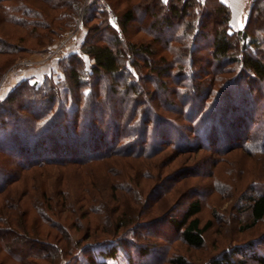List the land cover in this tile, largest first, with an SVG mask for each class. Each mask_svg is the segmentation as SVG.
I'll return each instance as SVG.
<instances>
[{"label":"trees","instance_id":"16d2710c","mask_svg":"<svg viewBox=\"0 0 264 264\" xmlns=\"http://www.w3.org/2000/svg\"><path fill=\"white\" fill-rule=\"evenodd\" d=\"M101 1L0 0V81L31 49L14 36L24 41L28 32L38 46L50 45L82 6L86 29L56 69L40 81L21 78L0 99V264H77L70 228L99 213L96 203L112 201L101 221L110 237L80 250L89 264H109L120 247L129 264H186L168 242L143 244L153 233L142 229L161 235L166 223L183 243L203 247L214 219L203 220L200 183H191L204 177L212 179L209 193L224 188L216 169L191 167L217 166L237 149L264 160V0L253 1L238 30L223 0H105L109 10ZM205 151V160L160 165ZM55 170L57 207L46 188L37 193ZM251 188L242 231L264 219L262 172ZM92 225L100 226L90 219L85 237ZM258 243L227 246L209 264H264Z\"/></svg>","mask_w":264,"mask_h":264},{"label":"rangeland","instance_id":"374dc122","mask_svg":"<svg viewBox=\"0 0 264 264\" xmlns=\"http://www.w3.org/2000/svg\"><path fill=\"white\" fill-rule=\"evenodd\" d=\"M86 1L90 0H83V5ZM105 1V0H104ZM105 3H107L105 1ZM118 5H123L118 4ZM83 7L81 8V11L77 14L75 20H73L70 24V27L66 30L62 31V33L54 40V42L50 45L45 46H38L36 44L37 39L34 38L31 34L27 32V36L23 40H20L19 37L14 36L12 40L14 42H18L19 45L27 44L31 47L29 50L30 52H22L18 55L23 54L22 57H19L15 59L5 70L4 76L2 80L0 81V99H2L6 93L16 84L17 80H20L21 78L25 77L26 72L32 68H42L43 64H51V68L47 71L56 69L57 65V59H52L50 57V51L57 46L58 40L60 41L62 38H64L66 32L74 27V25L79 22V20L82 21V13H83ZM99 9L104 8L103 3L101 1V5L98 6ZM86 32L85 28H79L78 34H79V43L82 41V38H84V34ZM106 36V33L104 34ZM18 55H15L18 56ZM14 57V55H13ZM2 59L6 58V56H1ZM22 59H28L33 60L34 62L31 64L26 65L25 67H20L17 71L9 72V69L12 65L16 64ZM85 62L89 65L90 59L88 56L84 55ZM25 74V75H24ZM33 77V76H32ZM30 77V78H32ZM9 87H11L9 89ZM9 89V90H8ZM7 91V92H5ZM207 156L209 154L208 152L204 153H198V155L192 154H182L180 157H177L174 159L173 157L165 158L161 162V166H163L164 162H169L168 167H163V169L170 170L171 168L177 167L179 165H183L185 162L184 158L186 156L194 157L195 159L199 158L205 160L204 156L200 157L201 155ZM159 158H162V156H158L153 158L154 160H159ZM183 158V160H182ZM226 162H221L217 166H212L211 164L209 166L202 165L201 161H198L196 165H193L191 167L195 171H199L200 169L206 170L207 173H211V170L216 169L215 176L218 179L217 184L220 185L221 189L219 192H223V190H232L235 187H241L240 189H235L233 192H229L226 195H222L219 192H208L206 191L205 186L207 187L208 181L212 179H207L204 177L197 178V181H193L191 184H194L196 186V183L199 182L200 186L194 187L195 189H198L202 194V218L203 220L212 216L213 226L206 232L205 238L206 243L201 248H194L190 247L187 244L183 243L180 239L177 238V235L170 230L169 226L166 225V223H162V226H164V231L166 233H163L161 235H156L154 233L153 228L149 229L148 227H144L142 229L144 233L152 232L153 234H149V237L145 239V241H142L143 244H146L148 242L155 241L157 244L168 242L170 246H167L170 253L173 257L177 255H182L187 259L186 264H209L210 259L214 255L220 254L225 247L231 246L233 244H246L250 242V240L254 239L259 241L257 244L261 248H263L264 251V243L260 241H264V219L261 220L256 226L242 231L240 228V222L243 218L244 214H241L240 207L245 203V199L243 197V194H249L252 191L251 184L256 179V174L259 172H262L264 174V160L259 161L253 156H248L247 153H245V150H234L227 156V159H225ZM193 160L190 159L187 163H191ZM186 163V164H187ZM184 163V165H186ZM217 164V163H216ZM78 173L77 170H73L72 174ZM53 178L48 180V187H40L39 190H37V193H40L44 188L48 190L49 193L52 192L53 183L57 179L58 172L57 170L53 173ZM75 177V175H73ZM1 181V177H0ZM202 184V185H201ZM213 186V185H212ZM210 186L212 189L213 187ZM193 187V186H191ZM209 188V191L210 189ZM191 189V188H190ZM217 191V190H216ZM72 192V190H71ZM72 195V194H71ZM75 195V193H74ZM184 195V194H183ZM180 197V196H179ZM52 203L54 207H57L56 204L62 203V197L57 194V192L53 193L52 197ZM115 202H101L96 203L95 207L98 208L99 213L90 214L88 217H79L77 219V223L80 224V228L72 227L70 228V232L73 236V239L76 241H79L80 244V250L84 249L85 246L88 245V243L95 241L98 237H110V234L105 230V225H102V220H105V217L109 215L110 209L113 208ZM105 204V205H104ZM55 215V214H54ZM92 219V222L95 224L100 225L99 228L95 229V226L92 225V235L89 237H85L86 232V226L90 223V219ZM104 224V222H103ZM161 228L160 225L156 228ZM121 232V231H120ZM121 234V233H119ZM44 236L48 237L47 234ZM49 238V237H48ZM164 240V241H163ZM160 248V245L158 246V249ZM157 247L154 249L153 254ZM78 251L76 253L77 258V264H89L87 255L83 253V251ZM262 253V252H261ZM157 255V253H156ZM236 259V255L234 256ZM109 264H129L128 255L124 248L120 247L118 250V253L114 257H110L107 259ZM143 260V259H142ZM145 260V258H144ZM63 263L65 264V261L63 260ZM162 264V263H161ZM163 264H172V263H163ZM248 264H258L251 259L248 260Z\"/></svg>","mask_w":264,"mask_h":264},{"label":"crops","instance_id":"0c3cea01","mask_svg":"<svg viewBox=\"0 0 264 264\" xmlns=\"http://www.w3.org/2000/svg\"><path fill=\"white\" fill-rule=\"evenodd\" d=\"M232 10L230 25L233 29H242L248 19L250 9L254 0H223ZM51 68V64H43L42 68H32L26 72L25 77H32V80L40 81L44 74ZM18 81V80H17ZM11 87H9L10 89ZM8 89V90H9ZM7 92V91H5Z\"/></svg>","mask_w":264,"mask_h":264},{"label":"built area","instance_id":"2783aa9c","mask_svg":"<svg viewBox=\"0 0 264 264\" xmlns=\"http://www.w3.org/2000/svg\"><path fill=\"white\" fill-rule=\"evenodd\" d=\"M103 3V7L106 10L110 9V6L108 3H105L104 0H102ZM82 28V23L81 20H79V22H77L76 25H74V27L70 28L64 38H62L60 41L58 40L57 46L55 48H53L50 51V57L52 59H60L64 56H66L71 49L79 46V34H78V29ZM33 60H28V59H22L19 62H17L16 64L12 65L9 69V72H13V71H17L20 67H25L28 64L33 63Z\"/></svg>","mask_w":264,"mask_h":264},{"label":"snow or ice","instance_id":"6c2138e0","mask_svg":"<svg viewBox=\"0 0 264 264\" xmlns=\"http://www.w3.org/2000/svg\"><path fill=\"white\" fill-rule=\"evenodd\" d=\"M165 2H166V0H165Z\"/></svg>","mask_w":264,"mask_h":264}]
</instances>
